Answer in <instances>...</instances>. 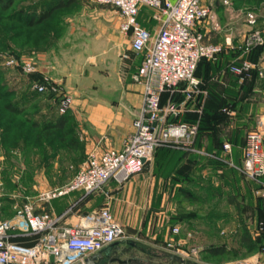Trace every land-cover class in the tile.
Wrapping results in <instances>:
<instances>
[{
  "label": "rangeland",
  "instance_id": "374dc122",
  "mask_svg": "<svg viewBox=\"0 0 264 264\" xmlns=\"http://www.w3.org/2000/svg\"><path fill=\"white\" fill-rule=\"evenodd\" d=\"M56 1L16 0L9 10H0V55L24 52L22 57L35 63L38 74L47 75L53 70L52 66L61 70L58 72L69 70L73 76V90L70 93L60 84L61 93L68 92L74 97L79 85L75 81L76 68L84 65L74 62L82 38H103L119 24L120 17L114 9L104 7L97 0H75L70 6L55 11L48 22L35 27H26L17 21V12L24 10L29 16L39 14ZM204 2L210 9V16L197 24L196 32L203 38L205 29L212 26L214 19L220 27L219 33L230 34L232 41L235 39V51L253 28L249 15L256 19V25L264 19V0ZM221 42L223 46L224 41ZM232 54L225 56L233 59ZM222 57L223 53L215 60L203 61L195 71L198 86L216 95L208 99L209 105H218L225 116L214 127L213 133L199 136L195 156L187 157L173 148L157 150L149 166L138 174L146 180L144 188L137 190L132 198L130 195L120 200L117 195L115 199L110 195L107 199L103 191L108 188V183L96 192L79 196L78 203L101 199L103 205L111 204L123 220L124 234L115 244L119 248V259L127 264H180L179 258H186L182 253H191V250H195L196 255L189 254V257L202 264L259 258L264 246L262 197L256 194L259 185L247 179L239 168L245 136L262 125L264 88L259 85L264 80L258 79L250 92L244 88L235 94L230 86L240 84L239 78L230 72V66L222 68ZM256 61L263 63L264 53ZM207 64L210 69L206 72ZM89 66L88 63L82 68L87 77ZM2 68L5 70L0 73V110L1 105H16L26 95L32 96L29 109L24 112L31 120H35L36 112H54L55 108L47 98L34 100L33 81H29L20 68ZM249 78L250 75L245 76L241 85ZM87 79L83 83L86 87L89 86ZM226 86L231 91H227ZM208 93L202 100V108ZM233 98L238 100L235 108L225 105L228 100L233 102ZM183 116L179 118L181 121ZM2 117L0 114V153L3 157L0 220L11 216L14 206L25 196L67 183L87 158L83 146H67L55 136L43 139L29 124L22 123L20 116L15 117L10 132L4 135L2 128L7 124ZM199 118L195 123H199ZM221 142L230 144V153L222 146L218 152L209 151ZM28 175L32 178L30 183ZM181 215L183 220L175 223V217ZM174 225L180 228L178 239L182 242L178 248H169L167 241L176 239L170 234V227ZM20 241L29 244L34 237H21ZM208 248H220L224 252L209 258L205 253Z\"/></svg>",
  "mask_w": 264,
  "mask_h": 264
},
{
  "label": "built area",
  "instance_id": "2783aa9c",
  "mask_svg": "<svg viewBox=\"0 0 264 264\" xmlns=\"http://www.w3.org/2000/svg\"><path fill=\"white\" fill-rule=\"evenodd\" d=\"M97 2L118 11L122 18L120 32L130 36L132 52L142 54L139 66L131 75L134 83L143 86V103L132 121L133 132L124 139L119 150H90L85 164L67 183L38 190L33 196H25L22 202L17 203L13 214L0 220V264H49L50 255L54 257L53 264H88L87 257L122 238L123 225L114 219L109 205L104 204L100 209L86 214L79 224L61 227L60 222L75 204L62 215L54 217L48 209L51 202L74 192L86 196L110 181L122 186L149 165L159 148L198 153L193 147L198 124H188L179 118L186 113V104L195 100L198 106L192 112L201 113L202 100L207 93L194 78L196 66L200 59L215 60L223 51L219 45L204 43L196 32L197 24L210 16L208 6L203 0ZM141 7L151 9V18L158 23L153 40L149 31L137 21ZM249 23L253 28L237 48L238 63L230 66V72L239 78L240 84L253 68H257L258 76L264 79V63L254 64L244 57L252 48L264 43V19L256 25V19L249 15ZM0 65L7 69L20 68L25 76L37 72L30 58L18 60L11 55H0ZM39 75L41 81H33L32 88L38 93L51 94L59 114L70 110L72 97L69 93H61L60 82L43 73ZM164 94H167L165 100L162 99ZM176 94L182 96L180 101L175 100ZM262 137L261 127L246 135L239 170L247 179L259 185L256 194L264 198ZM222 148L227 153L231 152L227 142L222 144ZM2 162L0 153V166ZM104 195L110 198L108 192ZM179 233L177 226L170 230L172 236ZM21 237H34V241L26 244L20 241ZM166 245L178 248L181 244L170 239ZM182 254L196 255L195 250ZM224 264H264V261L256 258Z\"/></svg>",
  "mask_w": 264,
  "mask_h": 264
},
{
  "label": "crops",
  "instance_id": "0c3cea01",
  "mask_svg": "<svg viewBox=\"0 0 264 264\" xmlns=\"http://www.w3.org/2000/svg\"><path fill=\"white\" fill-rule=\"evenodd\" d=\"M203 3L207 5L204 0ZM104 7H110L118 13L111 6ZM151 15V9L141 7L137 15V21L141 27L149 31L151 39L153 40L158 31V23L151 18ZM119 17V24L103 38L93 40L82 38V43L80 44V48L77 49L78 52L75 56L74 62L79 65L84 63V65L76 68L75 76L77 80L75 79V81H78L79 85H83L85 79L88 78L89 86L86 87L83 85L80 87L78 85L75 89V95L72 97L71 109L68 111L72 117L77 140L84 147L86 154L92 149L99 151L108 148L115 150L121 149L124 139L133 132L132 121L136 118L143 103V86L134 83L131 79V75L140 64L142 54L132 52L130 36L120 32L122 18L120 15ZM214 22L215 20L213 19L212 26L205 29L202 38L203 42L221 46V40L224 41L223 46H221L223 47V57L220 59V65L222 68H226L227 66H231L233 62L237 64L238 54L235 55V39L233 38L232 41L230 34L222 35L219 33L220 27ZM228 53H233V59L225 56ZM88 63L90 68L87 77L85 75V69L82 68ZM52 69L54 71H50L47 75L59 81L64 89L71 93V90H73L72 73L69 70L58 72L61 70H56L54 66H52ZM178 99L180 101L181 97L176 96L175 100ZM48 101L55 108L54 112L44 111L40 112V114L43 118L47 119L57 118L60 114L55 104L51 99H48ZM50 104L49 107L51 106ZM195 108L196 102L187 103L185 107L186 113L189 111L192 112ZM262 120V148L264 150V116ZM145 183V179L135 175L120 188H116L119 186L115 182L110 181L108 188L103 193L108 192L114 199L116 195L120 200L129 198L130 195L132 198L137 190L144 188ZM79 196H82L81 192H74L51 202L48 209L49 213L54 217L62 215L72 204H75L73 209L62 219L59 226H75L81 222L86 214L100 209L103 205L101 199H90L89 202L84 200L82 203H78ZM94 202H97V204ZM109 207L114 219L123 225V220L113 211V206L110 204ZM174 226H171L170 230ZM173 237L176 238V242H182L181 239H178L180 233ZM119 254V248L113 243L87 257L86 262L88 264H127V261L119 259ZM184 257L186 258H181V260L179 258L178 261H180V264H202L189 256Z\"/></svg>",
  "mask_w": 264,
  "mask_h": 264
},
{
  "label": "trees",
  "instance_id": "16d2710c",
  "mask_svg": "<svg viewBox=\"0 0 264 264\" xmlns=\"http://www.w3.org/2000/svg\"><path fill=\"white\" fill-rule=\"evenodd\" d=\"M15 1L16 0H0V10L1 11L9 10L13 6ZM74 2H75V0H58V1L54 2L53 4L49 5V7L46 10L40 12L39 14H34V15H30V16L28 15V13L26 11L21 10V11L17 12V15H16L17 21L21 22V24L22 23L25 24L26 27H35L36 25L48 22L50 20V18L52 17V14L55 11L62 9V8H65V7H68L71 4H73ZM235 52H236L235 55L239 54L238 50H236ZM28 53H30V52H28ZM222 53H220L219 55L221 56ZM263 53H264V43L262 45H259V46L252 48L251 51L247 55H245L244 57L255 64V63H257L256 58ZM23 54H25V53L23 52V53L12 54V55L15 58H17L18 60H21L23 58L22 57ZM207 60L208 59H205V58L200 59V61L198 62L197 66H196V70L203 61H207ZM209 69H210V64H207V66L205 67V71L207 72V70H209ZM4 70L5 69H3L2 66H0V73L1 72L3 73ZM194 75H195V72H194ZM248 75H250V78L247 79L245 84L241 85V84L235 83L234 85L230 86L231 88L233 87L232 89L235 91V94H237V92H239V91H243L244 88H246L245 89L246 91L250 92L251 89L255 86V84H256L255 82L258 81V79L264 80L258 76L257 68L251 69V71L249 72ZM26 77L28 78L29 81H41V76L37 72L32 73ZM259 86L261 88H264V81H262V83H260ZM226 88H227V86H226ZM227 91H231V90L229 88H227ZM208 95L209 96L206 99V102L204 103V106L202 108V113L200 115L195 113V112H190V113L188 112V113H185L184 116L182 117V121L185 123H188V124H193V122L195 123L196 120H198V118L200 117L199 123H198L197 134H196L194 144H193V147L196 149H198V147H199L198 146L199 136L201 134H204V133H211V132L213 133L214 127L218 124V122L220 120H222L225 117L223 115V113L221 112L220 107L218 105H216L214 107L212 105H209L208 99H210L211 96H216V95L213 94V92H211L210 90H209ZM166 96H167V94H164L162 96V99L166 98ZM176 96L182 98V96L180 94H176L175 98H176ZM37 97L38 98L40 97V98L51 99L52 95L49 93H38L35 91V95H33L34 100ZM178 100H176V101H178ZM31 102H32V96H26L25 95L22 98V100L20 102H18L16 105H13L11 103H7L6 105H1V110H0L1 113L0 114H1V116H3L2 118L4 120H6V124H7L4 128H2L4 135H8L7 133L10 132L11 123L14 121L15 117L20 116L21 119H23L22 123L29 124V127H31L33 129V131L38 133V135L43 139L49 138L51 136H55L58 141H60L61 143H66L67 146H71L74 148L75 146L80 145V143L77 140V136L75 134V127H74V124L72 123V117L69 114V111H67L64 114H60L57 118H52V119L43 118L40 113L36 112V114H35L36 116L34 115L35 120H31L29 116L24 114V112L29 109L28 105H30ZM194 102H196V100ZM237 102H238V100L233 98V102H230L228 100L225 105H229L232 108H235ZM197 106L198 105L196 104V107ZM8 139H10L9 136H8ZM244 141H245V139H244ZM222 144L223 143L221 142L217 148H213L212 150H209V151H211V152L220 151ZM243 146H244V143H243ZM165 148H167V147H162V148H159L157 150H161V149H165ZM167 149H169V148H167ZM173 149H176V148H173ZM176 150H178V152H180L181 154H183L187 157L195 156L194 153H190L188 151H184L181 149H176ZM6 160H7V158H6ZM6 160H5V162H6ZM241 163H242V158H241ZM6 164H7V162H6ZM30 182H32V178L28 175V183H30ZM27 190H28V188H27ZM25 192H24V194H25ZM261 201H262L261 207H262V211L264 213V198H261ZM187 218H190V215H187ZM174 220H175L174 221L175 223L180 222L183 220V216L181 215L179 217H175ZM263 220H264V218H263ZM263 235H264V230H263ZM263 249H264V246L261 248L260 255H259V259L262 261H264V255L262 254ZM223 252H224V250H222L220 248H208L205 251L206 255L209 258H215L218 255L223 254Z\"/></svg>",
  "mask_w": 264,
  "mask_h": 264
},
{
  "label": "water",
  "instance_id": "95a60500",
  "mask_svg": "<svg viewBox=\"0 0 264 264\" xmlns=\"http://www.w3.org/2000/svg\"><path fill=\"white\" fill-rule=\"evenodd\" d=\"M54 263V257L53 255L49 256V264H53Z\"/></svg>",
  "mask_w": 264,
  "mask_h": 264
}]
</instances>
